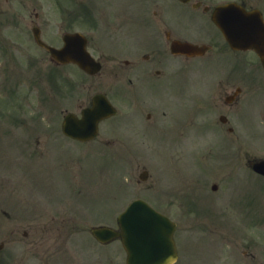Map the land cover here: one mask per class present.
<instances>
[{
  "label": "flooded vegetation",
  "instance_id": "af4514ba",
  "mask_svg": "<svg viewBox=\"0 0 264 264\" xmlns=\"http://www.w3.org/2000/svg\"><path fill=\"white\" fill-rule=\"evenodd\" d=\"M229 5L233 10L226 9ZM244 10L257 17L245 19ZM229 20L236 43H229L217 24ZM262 20L264 0H0V88L4 100L10 99L11 72L77 70L73 64L53 59L37 38L62 48L66 35L81 33L88 39L89 51L103 63L108 58L106 42L103 38L98 42L96 36L105 28L118 60L111 68L103 63L102 72L107 68L113 78L111 85L101 79V75L106 77L101 72L54 87L51 110L60 123L56 129H24L19 139L14 137L15 129L8 131L11 141L6 140L5 146L12 149L10 153L16 152L20 161L4 152V169L8 175L22 172L28 182L12 189L0 205L4 223L0 225V264H54L55 260V264H63L57 257L65 251L58 245L62 238L67 239V245L70 235L81 227L75 224V207L106 199L103 175L112 158L117 172L110 186L122 189L123 180L128 191L135 185L137 198L152 193L155 185L149 166L153 156L148 152L154 141L164 139L166 152L173 151L167 166L180 187L169 195L180 200L186 193L182 164L187 150L201 147L203 132L225 136L235 148L249 97L264 92L259 54L246 49L241 40L250 35V23ZM186 42L207 48L206 54L190 58L172 50ZM206 57H228L226 81H187L184 68L191 60ZM237 58L240 61L236 63ZM97 95L107 98L117 114L99 122L98 134L92 139L67 135L63 127L66 117L73 114L83 120ZM15 121L18 126L26 125L20 116ZM94 125L89 120L83 129L69 131L87 138ZM110 133L114 135L111 138ZM239 150L246 151L244 146ZM75 151L80 155H74ZM245 153L249 167L264 159L251 160V153ZM234 158L232 152L230 165ZM125 166H133L135 172L126 171ZM25 188L43 203L31 207Z\"/></svg>",
  "mask_w": 264,
  "mask_h": 264
},
{
  "label": "rangeland",
  "instance_id": "374dc122",
  "mask_svg": "<svg viewBox=\"0 0 264 264\" xmlns=\"http://www.w3.org/2000/svg\"><path fill=\"white\" fill-rule=\"evenodd\" d=\"M99 34V36H96V39L100 38L101 40L103 38V41L109 45L110 41L106 40L108 39V30L103 28ZM110 44L113 45L111 42ZM105 50L108 49L106 48ZM114 64L115 62L111 60H107L106 62L108 68H111ZM223 70H225V67H223ZM220 75L221 72H219L217 76L220 80L224 81ZM61 76L60 80H62L63 77H69L70 79L75 80L79 79L81 75L71 72L61 74ZM37 77L40 82L37 85H31V80L33 81ZM50 77L51 75L48 73H27V84L23 85L22 82V88H20L21 94L18 96L19 98L15 97L12 99L14 103L13 108L11 103H9V105L5 104L7 105V117L8 115H11L14 119L15 115L16 118L19 116L27 118L26 126H18L17 122L14 120L12 123L17 126L11 124V121L6 118H2L4 119L3 121L0 119V138H5V145L6 140L11 141L7 136L8 131L15 129L14 137L19 139L24 136L22 130L33 128L30 126L29 120L34 118L33 114L35 112L39 113L38 109L42 107L41 104V106L39 105V98L45 95L44 91L47 89H45L46 85L44 83L49 82ZM10 78H15V75H11ZM26 85H30V88ZM260 91L254 92L252 96L249 97V101L246 104L248 114L245 119L249 121V126L252 122L255 126H251L250 130H246L247 135L243 133L245 136L241 135V130L238 131L237 134H239V137L236 136L235 140L237 139L239 141L237 142L238 144L236 143L235 148L232 149V146L225 145L222 150L218 149V154L225 157L221 162L216 161V159H210L212 161L210 166L213 169L221 170V168L224 167V161L227 158V154L229 153L231 155L232 152L237 154L240 144L245 148H249L251 154H264V110L262 111L263 115L261 117L259 116L260 113L257 114L264 108V92ZM0 96L4 95L0 93ZM24 97L26 98V102L23 100ZM5 100L8 101V99ZM29 101L31 104L28 103ZM19 103L23 104L21 109ZM42 114L43 117L41 121H39L40 127H42L41 129H56L60 125L59 122L56 123L58 118L56 113H53L50 117L46 115L45 111ZM53 116L54 119H52ZM247 127L248 125H246V129ZM113 136L114 135L110 133L109 138ZM202 139L201 148L212 146L213 144L218 145L216 138L208 136L202 137ZM222 139L230 142L227 138ZM2 146L3 144L0 143V149ZM165 146L166 143L164 139L160 140L159 143L154 141L153 147H151L152 150L148 152L153 156L149 170L152 173V181L155 186L153 192L147 194V198L151 200L152 203L156 204L154 205L150 202L154 207H159V209L164 212L167 210L172 212L174 210L173 213L169 214L179 225L177 235L181 240L179 243L181 246V259L177 264H264V182L262 179L259 177L251 179L253 176L248 175L246 167L239 166V168H234L233 170L228 169L230 174L228 185L230 189L228 185H224L226 184L227 178L223 180V189L216 195L210 193V190L208 189L209 187L204 183L201 188L202 198H198V196H187L183 199V201H187V204L185 203V205L180 206L179 203H177L176 205V201H173L171 196L162 195V191H160L162 188L166 194L169 195L170 190L178 189L180 187V181L175 180L172 177V174L169 173L171 170H169L167 166L169 156L173 151L166 152ZM11 150L12 149H9L6 146L4 147V151L0 153L1 155H3L4 152L5 154H9V151ZM192 154L194 153L189 152L190 157ZM9 155L13 157L15 162L20 161V158L16 156V152H11ZM74 155H80V153L75 151ZM219 165L221 168H219ZM3 167V164L2 166L0 165V205L9 197L8 194L12 189H15L23 183H25L26 186V182H28L22 172L19 174L15 172L8 175V172ZM124 168H126V166ZM153 168L155 169L153 170ZM184 168L187 173V187L191 188L188 189L187 192L190 194L193 189L196 188L195 180L199 178L206 179L207 176L191 164L188 166L184 165ZM37 170L38 172H43L40 169ZM37 170L31 172L32 179L35 178L34 172ZM237 170L238 172L236 173L235 171ZM126 171H129L130 173L135 172L133 166L131 168H126ZM139 171L140 169H138V172ZM9 178H11L10 185L7 184ZM110 188L114 189L113 186H110ZM25 191L29 195L26 188ZM135 192L137 191L135 190L134 185V190L129 191L128 194L125 195L126 200H123L120 205L114 206L115 215L125 209L131 201L139 195L134 194ZM106 195L111 194L106 192ZM29 196V204L31 207L40 206L43 203V199L37 194ZM141 196L146 199V195L142 194ZM113 203H115V201ZM76 204H78V202ZM171 204L173 210L167 208ZM80 206L82 205L78 204L76 208ZM102 209L108 210L109 207L103 205ZM1 213L2 212L0 211V225L4 224L1 218ZM93 221L94 219L92 221L86 219L83 220V223L85 225H92L91 222ZM86 232L88 231L74 232L70 235L67 245L65 244L66 241L62 238V243L59 244L58 247H62V250L65 251V255L64 253L59 252L57 257L59 263L126 264V253L119 243L104 246L95 242ZM80 235L88 236L81 238ZM71 257L72 259L70 261ZM55 263L56 260L54 264Z\"/></svg>",
  "mask_w": 264,
  "mask_h": 264
},
{
  "label": "water",
  "instance_id": "95a60500",
  "mask_svg": "<svg viewBox=\"0 0 264 264\" xmlns=\"http://www.w3.org/2000/svg\"><path fill=\"white\" fill-rule=\"evenodd\" d=\"M58 59L75 61L82 68L94 72L96 64L85 51V42L76 37L66 38L64 51L49 48ZM263 61H264V57ZM96 69V68H95ZM125 230L116 234L111 229L100 228L93 231L101 242L108 243L121 236L128 252L127 264H173L177 251L173 238L175 225L160 216L142 202L134 203L123 216ZM138 226L135 229L132 226Z\"/></svg>",
  "mask_w": 264,
  "mask_h": 264
}]
</instances>
